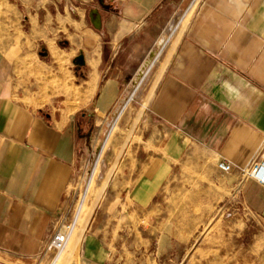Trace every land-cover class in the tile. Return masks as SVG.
Wrapping results in <instances>:
<instances>
[{
    "label": "crops",
    "instance_id": "1",
    "mask_svg": "<svg viewBox=\"0 0 264 264\" xmlns=\"http://www.w3.org/2000/svg\"><path fill=\"white\" fill-rule=\"evenodd\" d=\"M180 1L105 0V11H97L99 28L75 15L72 2L64 15L59 0L45 16L3 6L0 264H39L47 257L57 224L71 209L73 185L91 158L90 126L114 114L143 55V46L136 48L144 44L139 25ZM59 16L64 27H52L48 19ZM164 34L151 46L150 58L163 45ZM171 50L173 55L162 60V131L147 139L143 158L129 157L135 163L124 190L129 208L147 211L159 193L158 182L168 184L175 167L180 179L185 170L194 178L209 170L216 188L218 171L222 173L218 164L224 161L232 166L224 173L226 195H240L255 216L253 230L245 220L231 222V236L250 234L264 249V185L245 175L264 158V0H207ZM164 223L121 220L130 234L114 238L122 244L114 259L101 229L106 225L93 227L92 220L82 236L81 261L110 264L113 258L119 264L128 253L133 264H157L172 242L159 229Z\"/></svg>",
    "mask_w": 264,
    "mask_h": 264
},
{
    "label": "rangeland",
    "instance_id": "2",
    "mask_svg": "<svg viewBox=\"0 0 264 264\" xmlns=\"http://www.w3.org/2000/svg\"><path fill=\"white\" fill-rule=\"evenodd\" d=\"M55 1L57 0H10L13 6L0 2V15L5 6L6 9L18 11L19 8L29 14L40 11L45 16L46 10L55 8ZM206 1L181 0L176 6L168 8L164 14L139 25L141 34L138 36L144 44L138 43L136 48L143 46L139 51L143 55L137 66L132 68L124 96L113 115L97 120L96 125L90 126L93 138L91 158L81 180L73 185V203L62 219L65 226H70L73 231L67 250L56 260L52 251L47 252V257L39 264H83L80 253L81 240L83 234L88 232L92 220L93 227L98 224L106 225L101 229L109 240L111 255L118 258L122 244L113 240L126 239L130 234L129 227L120 225L121 220L143 218L165 221L164 227L159 229L167 232L172 239L167 250L159 256L157 264H264V249H260L258 244L253 242L252 235L231 236V222L245 220L248 228L253 230L255 216L242 204L240 195H226L228 180L223 172L218 171L215 188V182L208 177L209 170H203L196 178L192 171L185 170V178L180 179L177 178L179 170L175 167L171 170L173 178L168 184L167 181L164 184L158 182L160 187L157 186L155 190L159 193L147 211L130 209V199L124 193L130 181L129 171L135 167L129 157L148 154L147 139L153 132L158 134L162 131L159 96L163 79V57L165 54L167 57L168 54L173 55L175 50L171 49L176 48L179 38H183L185 30L192 26L195 16ZM59 2L57 4L62 15L65 5L72 2L74 14H81L89 27H92L90 13L105 11L107 8L105 0ZM1 23L3 21L0 18V26ZM48 23L54 28H63L65 20L59 16L58 20L49 18ZM162 33H165L163 45L150 58L151 46L158 41ZM63 40L64 37L61 36L59 41ZM167 47L170 50H166ZM142 108L140 117L136 119ZM261 161L263 158L254 162L245 175ZM148 197L150 196H140V199ZM77 237H80V241ZM128 256L127 253V257L119 264H133ZM113 258L110 264H113Z\"/></svg>",
    "mask_w": 264,
    "mask_h": 264
},
{
    "label": "built area",
    "instance_id": "3",
    "mask_svg": "<svg viewBox=\"0 0 264 264\" xmlns=\"http://www.w3.org/2000/svg\"><path fill=\"white\" fill-rule=\"evenodd\" d=\"M258 162L254 168L246 173L247 176L254 178L259 184L264 185V166ZM219 170L223 173H230L232 170L231 164L221 161L218 164ZM71 232L70 226H65L64 221L61 219L56 227V232L47 247V252L52 251L55 255V260L58 256H61L67 248ZM54 260V261H55Z\"/></svg>",
    "mask_w": 264,
    "mask_h": 264
},
{
    "label": "water",
    "instance_id": "4",
    "mask_svg": "<svg viewBox=\"0 0 264 264\" xmlns=\"http://www.w3.org/2000/svg\"><path fill=\"white\" fill-rule=\"evenodd\" d=\"M91 20L95 25V27L97 28L101 27V19L97 11L91 13Z\"/></svg>",
    "mask_w": 264,
    "mask_h": 264
},
{
    "label": "bare ground",
    "instance_id": "5",
    "mask_svg": "<svg viewBox=\"0 0 264 264\" xmlns=\"http://www.w3.org/2000/svg\"><path fill=\"white\" fill-rule=\"evenodd\" d=\"M118 160V159H117ZM261 166H264V158H263V161H262V165ZM94 206V205H93ZM91 208V207H90ZM91 211H93V208H92V210ZM72 232L73 231H71L70 232V237H71V235H72ZM70 237H69V240H70ZM77 239H78V241H80V237H77ZM77 239H76V242H77ZM68 244H69V241H68ZM68 244H67V246H68ZM67 250V249H66ZM71 256V254L69 255V257ZM69 259V258H68Z\"/></svg>",
    "mask_w": 264,
    "mask_h": 264
}]
</instances>
